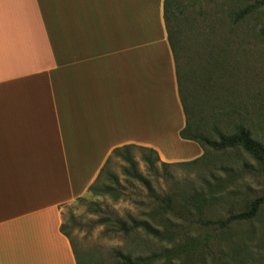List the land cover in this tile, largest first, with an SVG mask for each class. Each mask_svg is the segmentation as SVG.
<instances>
[{"label": "crops", "instance_id": "1", "mask_svg": "<svg viewBox=\"0 0 264 264\" xmlns=\"http://www.w3.org/2000/svg\"><path fill=\"white\" fill-rule=\"evenodd\" d=\"M163 1L0 0V264H76L61 206L114 150L174 158L169 138L196 149L175 160L198 156Z\"/></svg>", "mask_w": 264, "mask_h": 264}, {"label": "rangeland", "instance_id": "2", "mask_svg": "<svg viewBox=\"0 0 264 264\" xmlns=\"http://www.w3.org/2000/svg\"><path fill=\"white\" fill-rule=\"evenodd\" d=\"M176 1L179 17L174 61L195 97L193 109L199 114L195 117L200 119V130L214 139L213 126L230 133L237 124H243L264 145V0ZM194 144L198 156L175 160L188 157L196 149L167 138L162 143V154L174 158L158 155L157 176L147 172L138 149H132L131 154L138 171L151 179L153 192L162 196L171 193L174 185L188 190L199 188L194 170L184 166L160 167L162 162L174 164L200 157L203 150ZM225 155L209 167L213 172L222 165L230 168L228 172L216 173L219 184L212 183L215 198L204 206L177 203L174 211L168 213L156 211L151 193L141 184L125 182V163L112 156L105 173L118 176L128 198L115 201L86 192L81 197L84 201L76 198L61 206L63 231L79 264H118L116 251L145 257L170 249H177L180 255L167 264H264V206L251 221L228 228L212 225L245 210L250 200L264 194V171L240 152ZM104 183L107 179L103 173L99 184ZM90 202L97 203V211L92 210ZM128 216L137 226L126 234L99 223L110 217L129 225ZM142 222L149 223L160 235L152 236L138 224ZM155 264L166 263L160 260Z\"/></svg>", "mask_w": 264, "mask_h": 264}, {"label": "trees", "instance_id": "3", "mask_svg": "<svg viewBox=\"0 0 264 264\" xmlns=\"http://www.w3.org/2000/svg\"><path fill=\"white\" fill-rule=\"evenodd\" d=\"M178 3L176 0H164L163 1V19L167 31V41L175 58L176 48L178 46V39L176 37L177 33V22H178ZM246 13V11H243ZM176 62V60H175ZM175 73L178 87L179 100L182 106V111L185 119L184 127L179 131V137L185 141H191L199 145L203 150V154L189 162H181L174 164L160 163L161 168H166L169 166H184L194 170L199 178L200 186L199 188L182 189L175 186L173 191L165 195H156L153 192V187L151 179L147 176L142 175L137 168V164L134 161L131 151L132 149H138L141 152V160L145 163L147 172L150 175L157 176L158 168L156 164L159 162V157L156 151L150 148H142L134 145L123 146L112 152V156L119 157L125 163L122 168V174L125 177V182L130 184L132 182H138L144 188L151 193L153 202L155 203L159 212H173L174 207L177 203H183L185 206H189L190 202L198 203L199 206H204L208 204V201L214 199V192L212 190V183L216 181V185L219 184V176L216 175L218 170L222 172L230 171V168H226L223 165L219 167L216 171L209 170L210 166H213L214 160L221 156H226L225 154L230 152H239L250 158L256 166L258 165L260 169L264 171V145L257 141L251 133V131L243 124H237L230 133L223 132L219 127L213 126L212 132L214 134V139H211L207 134H204L200 130V119L195 117V114L199 116L197 112L193 109L192 93L187 89L186 80L180 76V70L175 64ZM195 118V120H194ZM209 150V151H208ZM108 161V160H107ZM246 168V165L244 166ZM166 172V170H164ZM208 173V176L204 175ZM105 174L107 183L99 184L100 176ZM168 173V172H167ZM211 178V179H209ZM188 187V186H187ZM87 193L93 197H104L108 196L112 200L126 199L129 196L124 192L121 186L118 176L111 172L105 173V168L101 171V174L97 180L91 184ZM79 201H84L83 198H77ZM93 207L92 210L97 211V203L90 202L89 204ZM264 206V194L260 197H256L247 203L245 210L231 214L223 220H217L212 222V225L218 228H228L232 224H238L242 222L251 221ZM128 223L120 219L105 217L100 219L99 223L106 224L110 230L121 231L123 233H128L131 228L137 226V222L128 216ZM140 226H144L152 236L156 237L160 235L159 231L153 228L149 223L142 222L138 223ZM60 231L67 236L63 231V226H60ZM166 232V231H165ZM68 237V236H67ZM71 243V241H70ZM72 246V243H71ZM73 248V246H72ZM76 264L80 261L77 258L76 252L73 249ZM177 249L165 250L161 253H155L145 257L138 256L132 257L130 254H125L121 252H114V257L117 259L118 264H155L160 260H163L166 264L170 263L173 259H177L179 256Z\"/></svg>", "mask_w": 264, "mask_h": 264}]
</instances>
